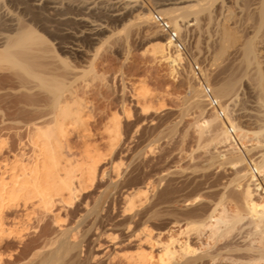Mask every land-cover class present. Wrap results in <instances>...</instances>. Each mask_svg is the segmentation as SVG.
<instances>
[{
    "label": "rangeland",
    "instance_id": "obj_1",
    "mask_svg": "<svg viewBox=\"0 0 264 264\" xmlns=\"http://www.w3.org/2000/svg\"><path fill=\"white\" fill-rule=\"evenodd\" d=\"M159 1H137L139 7L131 8L124 0H0V177L9 180L34 161L31 134L55 119L65 122L59 137L63 158L100 159V174L80 193L83 197L67 207L54 206L62 217L57 226L52 213L35 205L37 199L2 213V226L13 233L0 240V264H41L57 249L58 233L76 228L75 218L87 219L83 214L93 210L97 217L88 214V222L77 225L78 239L68 233L71 246L61 248L54 264H245V257L264 264V224H255L259 221L248 212L243 192L246 183L261 189L251 170L264 183V0H201L196 20L177 21L183 54L151 16H137L148 2L152 8L171 6V0ZM221 3L226 11L218 15ZM157 43L163 49L154 52ZM195 64L225 103L229 125L207 109L194 79ZM65 104L73 115L58 114ZM254 192L264 203L259 190ZM128 193L133 208L125 212ZM215 216L222 221L216 224ZM17 228L20 236H14ZM212 236H220L216 244ZM174 238L178 244L171 245ZM186 240L195 250L190 256L177 248ZM166 245L183 258L163 256ZM216 248L232 259L219 258ZM208 251L217 254L215 262L205 257ZM139 253L145 261L135 263ZM255 253L262 254L261 261Z\"/></svg>",
    "mask_w": 264,
    "mask_h": 264
},
{
    "label": "bare ground",
    "instance_id": "obj_2",
    "mask_svg": "<svg viewBox=\"0 0 264 264\" xmlns=\"http://www.w3.org/2000/svg\"><path fill=\"white\" fill-rule=\"evenodd\" d=\"M54 1V0H53ZM60 1V0H59ZM110 1V0H109ZM126 3H128V4H132V7L131 8H134L135 7V5L137 6L138 4H140V3H137V1H140V0H124ZM152 1V0H151ZM166 1V0H165ZM200 1L201 0H171V2H168V4H170L171 6L170 7H156V4H153L155 7H151V6H149V2L147 3V6L148 7H146V8H144V11L143 10H141L139 13H138V15L137 16H139V18H141V19H143L142 18V15L143 16H146V17H149V16H151V13L153 12V11H156V12H159L160 14H167L168 15V17H169V15H170V17H171V22L174 24V29H175V31L176 32H179L180 31V24H178V20L180 21H183L184 19L185 20H188L189 18H192V19H194V20H196V18H197V15L198 14H200L199 13V7H201V4H200ZM211 1V0H210ZM263 1V0H262ZM49 2V1H48ZM67 2V1H66ZM143 2V1H142ZM155 2V1H154ZM158 2H160L159 0H158ZM164 2V1H163ZM112 3V2H111ZM125 3V4H126ZM165 3V2H164ZM220 3V2H219ZM127 4V5H128ZM163 4V3H162ZM161 4V5H162ZM102 5V4H101ZM150 5H152V4H150ZM160 5V4H159ZM160 5V6H161ZM165 5H167V1H166V4ZM204 5H205V3H204ZM210 5V4H209ZM131 6V5H130ZM134 6V7H133ZM211 6V5H210ZM216 6V5H215ZM69 7V6H68ZM90 7V6H89ZM137 7H139V6H137ZM209 7V6H208ZM218 7V6H217ZM125 8V7H124ZM123 8V9H124ZM126 8H128V7H126ZM141 8H142V6H141ZM203 8V7H202ZM215 8V7H214ZM227 9V8H226ZM69 10V9H68ZM73 10V9H72ZM122 10V9H121ZM217 10H218V15H222V14H224V12L226 11L225 10V8H224V6H223V3H221V5H219V7L217 8ZM216 11V10H215ZM70 12V11H69ZM204 13V12H203ZM210 13H211V11H210ZM104 15V14H103ZM135 15V16H136ZM167 15H164V16H167ZM201 15V14H200ZM208 15V14H207ZM141 16V17H140ZM209 16V15H208ZM130 17V16H129ZM167 17V18H168ZM170 17H169V19H170ZM211 17V16H210ZM79 18V17H78ZM77 18V19H78ZM138 18V17H137ZM138 18V19H139ZM145 18V17H144ZM136 19V18H135ZM168 19V20H169ZM131 21V20H130ZM128 23V22H127ZM125 24V23H124ZM169 43V42H168ZM154 52H157V51H162V49H163V45H161V44H155L154 46ZM152 47V48H153ZM152 51V50H151ZM153 52V53H154ZM69 106V105H68ZM67 106V104H65V106L64 107H62V106H60V108H59V111H58V114H62L63 116H65V117H67V116H69L70 114H72L71 112H72V109L71 108H69ZM142 108H144L145 110L147 109V108H145V106L144 107H142ZM144 109H142L143 111H144ZM79 111V110H78ZM70 113V114H69ZM74 113V112H73ZM68 114V115H67ZM75 114V113H74ZM73 115V114H72ZM71 115V116H72ZM77 115H78V112H77ZM76 116V115H75ZM78 116H76V118H77ZM80 117H78V119H79ZM77 119V120H78ZM80 120V119H79ZM201 122V121H200ZM65 123V122H64ZM64 123H62V122H59L57 119H55L54 121H53V123L52 124H50V125H47V126H45V127H42V126H37V127H35L34 128V130H33V132H32V134H31V143L33 144V146H34V151H35V157H34V161L31 163V164H26V165H23L22 167H21V171H19V173L18 174H13L11 177H10V179L9 180H7L5 177H0V218H1V215H2V213L6 210V209H11V207H16L17 205H18V203H23V205L24 206H26L28 203H31V202H33L32 200L33 199H37L36 200V206L37 207H39V208H41L42 209V211L44 210V211H46V212H49L50 214L52 213V221H53V224H55L56 226H57V223H58V221H59V219L60 218H62V217H60L59 218V216H60V214H58L57 212L55 213V209H54V212H53V208H54V206L56 205V204H58L59 203V205H64L65 206V204L66 205H70V204H72L73 202H74V200H75V202L77 201V199L79 200V198L82 196L80 193L83 191V190H86L88 187H92V184H93V181H95L96 180V178H97V175H96V173L98 172L99 173V170L97 171V167H98V162L100 161V159H96L94 156H92V155H89V154H87V156H86V160H84V161H77L76 160V162H71V159L70 158H63L62 157V152L60 151V148H61V144H60V142H59V137H60V135H63L64 136V133H65V127H63V124ZM196 123V122H195ZM65 125V124H64ZM199 125V124H198ZM118 127V126H117ZM199 127H201L200 125H199ZM112 129H113V127H112ZM115 130V129H114ZM113 131V130H112ZM118 131V130H117ZM114 132V131H113ZM115 132H116V130H115ZM201 134H202V132H201ZM113 138H114V136H113ZM116 138V137H115ZM118 138V137H117ZM114 140V139H113ZM99 168V167H98ZM13 169V168H12ZM100 174V173H99ZM98 174V175H99ZM96 175V176H95ZM95 179V180H94ZM198 184V183H197ZM202 185V184H201ZM255 185H258V183H256ZM254 190H256V191H258L259 190V192H260V189H259V186H257V188H254ZM254 190H253V188H251V186H250V184H244V190H243V192H244V197L246 196V200L248 201V204H247V206H248V212L249 213H251V216L253 215L254 217H257L256 219H255V221L254 222H256V221H259V223H255V224H261L262 223V225L261 226H263V224H264V203H262V202H259V201H256L255 199V196H256V192H254ZM85 192V191H84ZM83 193V192H82ZM81 196H80V195ZM255 195V196H254ZM78 196H80V197H78ZM78 197V198H77ZM83 197V196H82ZM85 197V196H84ZM87 197V196H86ZM123 198V197H122ZM85 199V198H84ZM87 200V199H86ZM123 200V199H122ZM125 200V201H124ZM123 201H124V207H122L124 210H125V212H126V210H130L131 208H133V197H132V195H131V193L129 194L128 193V195H126V197H125V199H124ZM218 200V199H217ZM245 200V199H244ZM245 200V201H246ZM85 201V200H84ZM83 201V202H84ZM81 202V201H80ZM89 202V201H88ZM213 202V201H212ZM215 202V201H214ZM213 202V203H214ZM79 203V202H78ZM90 203V202H89ZM89 203H88V205H89ZM122 203V202H121ZM74 204V203H73ZM72 204V205H73ZM84 204V203H83ZM87 204V203H86ZM96 204V203H95ZM98 204H100V203H98ZM97 204V205H98ZM32 205H34V204H32ZM76 205V204H75ZM101 205V204H100ZM202 205V204H201ZM91 206V205H90ZM94 206V205H93ZM200 206V205H199ZM208 206H210L209 205V203H208ZM207 206V207H208ZM212 206H213V210H215L216 211V209L218 208V205H216L215 204V206L217 207L216 209L214 208L215 206H214V204H212ZM56 207V206H55ZM65 207H67V206H65ZM82 207V206H81ZM84 207V206H83ZM92 207V206H91ZM103 207V206H102ZM202 207V206H201ZM201 207H198V208H201ZM211 207V206H210ZM209 207V208H210ZM34 208V207H33ZM36 208V207H35ZM60 208H61V206H60ZM64 208V207H63ZM86 208V207H85ZM84 208V209H85ZM120 208V207H119ZM71 209V208H70ZM76 209V208H75ZM93 209V208H92ZM91 209V210H92ZM97 209V208H96ZM211 209V208H210ZM210 209H208L207 211L209 212L210 211ZM58 210H59V207H58ZM62 210V209H61ZM90 210V211H91ZM121 210V209H120ZM123 210V211H124ZM222 210V209H221ZM220 210V211H221ZM31 211V210H30ZM44 211H43V213H44ZM56 211H57V209H56ZM81 211V210H80ZM82 211H83V209H82ZM94 212H96L95 210H93ZM189 211V210H188ZM197 210H195V212H196ZM199 211V210H198ZM202 212H203V209L201 210ZM219 211V212H220ZM223 211V210H222ZM32 212V211H31ZM61 212V211H60ZM59 212V213H60ZM63 212V211H62ZM86 212V211H85ZM88 212V211H87ZM93 212V214L94 215H96L95 213ZM124 212V213H125ZM200 212V211H199ZM202 212H201V214L200 213H195V214H199L198 216H200V215H202ZM207 212V213H208ZM218 212V211H217ZM72 213H73V211H72ZM83 213H84V211H83ZM82 213V214H83ZM211 213H213V211L211 212ZM221 213H224V212H221ZM220 213V214H221ZM46 214V213H45ZM45 214H44V216H45ZM70 214V213H69ZM76 214V213H75ZM81 214V213H80ZM79 214V215H80ZM81 214V215H82ZM88 214L89 215H91V212L89 213H87V216H86V214L84 213L83 214V216L85 217V218H87L88 219ZM92 214V215H93ZM102 214V213H101ZM104 214V213H103ZM195 214H193V215H195ZM204 214V213H203ZM215 214V213H214ZM41 215L43 216V214H42V212H41ZM40 215V216H41ZM71 215H73V214H71ZM70 215V216H71ZM80 215V216H81ZM91 215V216H92ZM192 215V216H193ZM208 215H213V214H207V216ZM222 215V214H221ZM64 216V215H63ZM91 216H89V217H91ZM217 216H219L220 218H222L220 215H217ZM252 216V217H253ZM77 217V216H76ZM96 217H97V215H96ZM96 217L95 216H93V218L94 219H96ZM176 217V216H175ZM195 217V216H194ZM193 217V218H194ZM201 217H203V215L201 216ZM201 217H198V218H201ZM206 217V216H205ZM218 217V219L216 218V216H215V220H216V224H218V220H221L220 218ZM48 218V217H47ZM107 218V217H106ZM109 218V217H108ZM186 218V217H185ZM184 218V219H185ZM190 218V217H189ZM189 218H188V222H189ZM193 218H191V219H193ZM197 217H196V219H198ZM206 218H208L207 220H204V221H207V223L209 222V218H211L210 216H208V217H206ZM213 218V217H212ZM224 218V217H223ZM223 218H222V220H223ZM237 218V217H236ZM246 218V217H245ZM43 219V218H42ZM66 219H68V217L66 218ZM74 219V218H73ZM76 219V222H77V219H78V221L80 222H75L77 225H79L80 226V224H81V222H83L82 224H84V222H85V220H86V222H88V220L87 219H83V217H82V221H80L81 220V218H80V220H79V216L77 217V218H75ZM74 219V220H75ZM187 219V218H186ZM190 219V220H191ZM195 219V218H194ZM238 219V218H237ZM258 219V220H257ZM40 220H41V218H40ZM72 220V219H71ZM91 220V219H90ZM93 220V219H92ZM175 220V219H174ZM180 220V219H179ZM199 220V222L202 220V218L201 219H198ZM213 220H214V218H213ZM214 220V221H215ZM221 220V221H222ZM239 220V219H238ZM241 220V219H240ZM49 221H50V219H49ZM51 221V222H52ZM64 221V220H63ZM68 221V220H67ZM98 221V220H97ZM100 221H101V219H100ZM99 221V222H100ZM181 221V220H180ZM195 221V220H194ZM203 221V222H204ZM251 221V220H250ZM108 222V221H107ZM174 222H176V221H174ZM178 222V221H177ZM186 222H187V220H186ZM187 222V223H188ZM202 222V221H201ZM202 222V223H203ZM224 222H225V220H224ZM224 222H222V223H224ZM247 222V221H246ZM65 223H66V221H65ZM69 223V222H68ZM74 223V222H73ZM79 223V224H78ZM94 223V222H93ZM92 223V224H93ZM186 223V224H187ZM195 223H196V221H195ZM202 223H198L199 225L201 224V225H203ZM206 222H204V224H205ZM231 223V222H230ZM229 223V224H230ZM81 224V225H82ZM91 224V225H92ZM101 224V223H100ZM191 224H193V226H197V224L196 225H194V223H191ZM209 224V223H208ZM208 224H206V225H208ZM52 225V224H51ZM50 225V226H51ZM72 225V224H71ZM77 225H76V228H77ZM91 225H90V227H91ZM188 225V224H187ZM198 225V226H199ZM205 225V226H206ZM225 225V224H224ZM227 225V227H228V224H226ZM225 225V226H226ZM231 225V224H230ZM230 225H229V227H230ZM234 225H236V224H234ZM53 226V225H52ZM55 226V227H56ZM67 226V225H66ZM84 226V225H83ZM89 226V225H88ZM193 226H191V227H193ZM205 226H203V227H205ZM217 226V225H216ZM249 226V225H248ZM258 226V225H257ZM256 226V227H257ZM71 227V226H70ZM81 227V226H80ZM203 227H201V228H203ZM212 227H214V228H211V229H217V230H214V231H218V229L220 230V228H217V227H215V225L213 226L212 225ZM218 227H220V224H219V226ZM243 227V226H242ZM52 228H54V226L52 227ZM59 228V227H58ZM75 226L73 225L72 226V228H69L68 227V229H65V230H63V232L62 233H58L60 236H61V238L59 239V235L56 233V230H57V228L55 229V231H54V229H53V231L57 234V237H58V241L57 242H55V241H53V242H55V243H58V246H57V249H54V253L52 252L50 255H48V253H46V256H45V259H43V261H42V259H41V264H54V262H52L53 260H56V258L58 259V256H60V250H61V248L62 247H64L65 245H67V246H71V243L69 244L68 243V241H67V237H68V233H71V235H73V236H71V238H74L75 237V234H76V232H75ZM84 228V227H83ZM197 228V227H196ZM195 228V230L197 231V229ZM223 228V232H224V227H222ZM249 228V227H248ZM247 228V229H248ZM258 228H259V226H258ZM262 228V227H261ZM61 229V228H60ZM78 229V228H77ZM82 229V228H81ZM86 229H87V227H86ZM184 229H188V227L186 226V228H184ZM210 229V230H211ZM239 229V228H238ZM241 229H243V228H241ZM256 229L257 228H255V231H256ZM14 230V229H13ZM84 230V229H83ZM91 230V229H90ZM198 230H199V228H198ZM258 230V229H257ZM261 230V229H260ZM262 230H263V232H264V227L262 228ZM261 230V231H262ZM25 231V230H24ZM84 231H86V230H84ZM88 231V230H87ZM185 231L186 230H184L183 231V233H185ZM188 231H189V229H188ZM201 231V230H200ZM199 231V232H200ZM254 231V232H255ZM23 232V231H22ZM57 232H58V230H57ZM59 232H61V230L59 231ZM79 232V231H78ZM190 232V231H189ZM202 232V231H201ZM208 232H209V234H210V232L211 231H209L208 230ZM219 233L221 232V231H218ZM217 232V233H218ZM241 232H243V231H241ZM262 232V233H263ZM11 233H13V231L12 230H6L3 226H2V223H1V221H0V240L1 239H3V238H5V237H7V236H9V235H11ZM21 234V232H20V230L18 231V228H17V231H14V236H17V235H19L20 236V234ZM89 233V232H88ZM87 233V234H88ZM182 233V231H181V233L180 234H183ZM214 232H212V234H213ZM216 233V235H218ZM240 233V232H239ZM239 233H238V235H239ZM248 233V232H247ZM250 233V232H249ZM257 233V232H256ZM262 233H260V234H262ZM16 234V235H15ZM84 234V233H83ZM82 234V236H85L86 237V235L84 234L83 235ZM91 234V233H90ZM90 234H88V235H90ZM186 234H189V233H187V231H186ZM208 234V235H209ZM212 234H210V236L212 235ZM221 234V233H220ZM219 234V235H220ZM223 234V233H222ZM243 234H245V233H243ZM77 235H79V234H77ZM77 235H76V237H77ZM80 235H81V233H80ZM93 235V234H92ZM183 235H185V234H183ZM206 235V234H205ZM251 235H253V233L251 234ZM257 235H258V233H257ZM18 236V237H19ZM70 236H69V238H70ZM93 236H95V235H93ZM188 236H190V234L188 235ZM214 236V235H213ZM213 236L212 237H210V238H212V239H209V240H212V242L213 243H215V238L217 237V236H215V238H214V240H213ZM221 236V235H220ZM220 236H218L217 237V239L219 240V237ZM244 236V235H243ZM54 237V236H53ZM75 237V238H76ZM80 238H81V236H79ZM84 237V238H85ZM96 237H98V236H96ZM186 237V236H185ZM245 237V236H244ZM246 237H247V235H246ZM249 237V236H248ZM51 238V237H50ZM49 238V239H50ZM68 238V239H69ZM94 238V237H93ZM191 238V237H190ZM209 238V237H208ZM241 238V237H240ZM260 238V237H259ZM45 239L46 238H44V240H43V244H44V242H45ZM76 239H78V238H76ZM186 239H187V237H186ZM216 239V240H217ZM246 239V238H245ZM20 240V239H19ZM55 240V239H54ZM188 240V239H187ZM187 240L186 241H184V243L182 242H180L179 244V247H177V248H180V252H182L183 253V255H187L188 256V254H189V256L191 255V254H193L194 253V248H192V244L190 245L188 242H187ZM190 240V239H189ZM260 240V239H259ZM78 242H79V240H77ZM84 241V240H83ZM94 241H95V239H94ZM175 241H178V240H176L175 238L172 240L171 239V245L175 242ZM241 241V240H240ZM244 241H246V240H244ZM251 241V240H250ZM253 241V240H252ZM39 242V241H38ZM48 242V241H47ZM50 242V241H49ZM48 242V243H49ZM72 242V241H71ZM81 243H82V241H80ZM211 242V241H210ZM262 242V241H261ZM46 243V242H45ZM54 243V244H55ZM74 243V242H73ZM84 243V242H83ZM175 243H177V242H175ZM174 243V244H175ZM205 243H209V242H205ZM212 243V244H213ZM252 243V242H251ZM53 244V243H52ZM91 244H92V242H91ZM178 244V243H177ZM216 244V243H215ZM215 244H213V245H210L211 246V248L213 247L214 248V245ZM76 245V244H75ZM89 245V244H88ZM169 245V244H168ZM168 245H166L165 247H164V253H163V256H170V254H171V257H176L175 256V254L174 253H176V254H178L179 255V257L181 258L182 257V255L180 256V252H178L177 253V251L175 250V248H174V250H170L169 249V246ZM238 245V244H237ZM41 246V245H40ZM45 246V245H44ZM50 246H51V243H50ZM49 246V247H50ZM54 246V245H53ZM56 246V245H55ZM80 246V245H79ZM207 246V245H206ZM217 246V245H216ZM215 246V247H216ZM52 247V246H51ZM86 247V246H85ZM88 247H90V246H88ZM218 247H221V246H218ZM232 247V246H231ZM244 247V246H243ZM247 247V246H246ZM249 247V246H248ZM257 247H258V245H257ZM260 247V246H259ZM47 248V247H46ZM46 248H45V250H44V252L45 251H47L46 250ZM75 248H76V246H75ZM229 248H230V246H229ZM233 248V247H232ZM239 248H241V247H239ZM250 248V247H249ZM252 248V247H251ZM261 248H262V246H261ZM88 249V248H87ZM209 249H210V247H209ZM217 249V248H216ZM215 249V250H216ZM221 249L223 250L224 249V247L222 246L221 247ZM220 249V250H221ZM236 249V248H235ZM263 249V248H262ZM71 250H73V249H71ZM177 250H179V249H177ZM214 250V251H215ZM227 250H229V249H227ZM227 250L225 251V252H227ZM231 250V249H230ZM39 251V250H38ZM49 251L51 252L52 250H50L49 249ZM63 251V250H62ZM84 251H86V250H84ZM88 251V250H87ZM214 251H212V252H214ZM218 249L215 251L217 254H219L218 252ZM245 251V250H244ZM247 251V250H246ZM82 252V251H81ZM80 252V254H82ZM142 252V251H141ZM210 252L211 251H208V253L209 254H207V253H205L206 255H205V257L207 256V258H210L212 261H214L215 262V259H216V256L215 255H217L215 252L214 253H211L210 254ZM224 252V253H225ZM229 252V251H228ZM261 253H262V250L260 251ZM65 253H66V251H65ZM115 253V252H114ZM143 253V252H142ZM222 253V252H221ZM220 253V254H221ZM231 252H229V254H230ZM36 254V253H35ZM34 254V255H35ZM45 253H43V255H44ZM59 254V255H58ZM71 254H72V251H71ZM74 254H76V253H74ZM140 255H135V256H138V258L135 260V259H133L134 260V262L136 263V261L138 260V262H143V260H144V258H143V254H141V253H139ZM219 254V255H220ZM225 254H227V253H225ZM237 254V253H236ZM257 253H255V255H256ZM260 254V253H259ZM258 254V255H259ZM37 255V254H36ZM40 254H38V256H39ZM48 255V256H47ZM63 256L64 255H66V254H62ZM85 255V254H84ZM94 254L92 253V256H93ZM209 255V256H208ZM222 255V254H221ZM219 256V258L220 257H222V256ZM232 255V254H231ZM231 255H229V256H223V257H225L224 259H226V257H228V260L230 261V258L229 257H231ZM258 255H256L255 256V258L258 256ZM261 256H262V254H260ZM259 255V256H260ZM41 256V255H40ZM72 256V255H71ZM130 256V255H129ZM260 256V257H261ZM72 257H74L75 258V255L74 256H72ZM86 257V256H85ZM84 257V258H85ZM128 257V256H127ZM131 258L132 257H134L133 255H131L130 256ZM129 257V258H130ZM184 257H186V256H184ZM223 257H222V259H223ZM239 257V256H238ZM242 257V256H241ZM250 257V256H249ZM253 258H254V256H252ZM260 257H259V259H258V257H257V261L259 262V261H261V259H260ZM43 258H44V256H43ZM83 258V257H82ZM90 258H91V256H90ZM112 258V257H111ZM128 258V259H129ZM183 258V257H182ZM188 258V257H187ZM236 258H237V256H236ZM235 258V259H236ZM242 258H244V256L242 257ZM246 258V262H245V264H249V262H250V260H251V263H252V259H247V257H245ZM262 258V257H261ZM80 259V258H79ZM161 259H163L162 257H161ZM173 259V258H172ZM196 259H198V257H196ZM199 259H201V257L199 258ZM202 259H204V256H202ZM202 259L200 260V261H202ZM206 259V258H205ZM223 259V260H224ZM231 259H232V257H231ZM234 259V258H233ZM238 259V258H237ZM236 259V260H237ZM37 260V259H36ZM40 260V259H39ZM59 260V259H58ZM82 260V259H81ZM177 260V259H176ZM186 260V259H185ZM209 260V259H208ZM219 260V259H218ZM217 260V261H218ZM221 260V259H220ZM239 260H240V258H239ZM247 260H249V262L247 261ZM51 261V262H50ZM83 261V260H82ZM82 261H81V263L80 264H82ZM88 261V260H87ZM87 261H84V262H87ZM91 261V260H90ZM89 261V262H90ZM145 261V260H144ZM199 261V260H198ZM204 262H205V260H203ZM234 261V260H233ZM238 261V260H237ZM236 261V262H237ZM241 261H242V259H241ZM241 261H239V262H241ZM255 261H256V259H255ZM264 261V260H263ZM35 262V261H34ZM50 262V263H49ZM59 262H61V261H59ZM69 262V261H68ZM72 262V261H71ZM76 262V264H79L77 261H75ZM92 262H93V260H92ZM91 262V263H92ZM188 263H189V261H187ZM235 261L233 262L234 264L236 263ZM31 263V262H30ZM62 263V262H61ZM88 263V262H87ZM90 263V264H91ZM94 263V262H93ZM203 263V262H202ZM264 263V262H263ZM137 264V263H136ZM237 264H238V262H237ZM242 264H243V262H242ZM253 264V263H252ZM254 264H258V263H254Z\"/></svg>",
    "mask_w": 264,
    "mask_h": 264
},
{
    "label": "built area",
    "instance_id": "obj_3",
    "mask_svg": "<svg viewBox=\"0 0 264 264\" xmlns=\"http://www.w3.org/2000/svg\"><path fill=\"white\" fill-rule=\"evenodd\" d=\"M142 1L143 0H140V2ZM150 20L151 23L165 36L166 40L171 43L173 49L179 51L182 54L186 51L184 41L180 37L179 33L175 31L170 21L164 15L160 14L159 12L153 11L151 13ZM193 73L194 79L200 89L201 97L207 109L213 115H215L224 125H229L225 103L215 95L213 88L207 82L203 72L196 64L193 66ZM251 171L253 172V175L255 177L254 182L260 184V193L264 198V183L261 179V176H259L258 172L254 170Z\"/></svg>",
    "mask_w": 264,
    "mask_h": 264
}]
</instances>
